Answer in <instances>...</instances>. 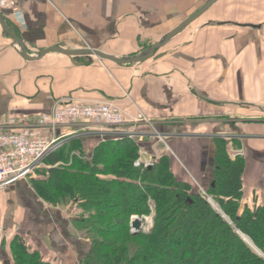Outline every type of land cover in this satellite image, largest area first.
I'll list each match as a JSON object with an SVG mask.
<instances>
[{"label":"crops","instance_id":"crops-1","mask_svg":"<svg viewBox=\"0 0 264 264\" xmlns=\"http://www.w3.org/2000/svg\"><path fill=\"white\" fill-rule=\"evenodd\" d=\"M218 2L139 64L50 52L36 60L0 23V119L51 114L57 101L113 102L132 122V137L102 136L85 122L57 129L61 145L81 140L86 155L104 141L134 140L139 157L172 155L178 180L203 194L213 185L216 141L232 160L244 159L243 204L264 205V3ZM206 3V2H205ZM202 0H22L7 16L29 57L43 50L92 48L117 59L140 55L145 44L197 12ZM6 19V18H5ZM7 22V21H6ZM8 24V23H7ZM246 25V26H238ZM13 32V31H12ZM152 47V46H151ZM140 115L143 116L140 118ZM61 163L54 167L60 166ZM37 171L0 191V264H13L7 241L23 238L49 264H83L91 243L74 225L73 204L50 205L35 190Z\"/></svg>","mask_w":264,"mask_h":264},{"label":"trees","instance_id":"trees-1","mask_svg":"<svg viewBox=\"0 0 264 264\" xmlns=\"http://www.w3.org/2000/svg\"><path fill=\"white\" fill-rule=\"evenodd\" d=\"M216 146L207 195L177 179L172 155L151 168L135 166L140 150L128 138L104 141L91 156L79 139L61 145L46 159L51 168L40 171L34 187L50 205L75 206L74 225L91 243L83 264H264V205L243 204L244 159L230 158L226 140ZM150 203L153 228L133 235L131 217L150 214ZM6 244L13 264H49L21 237Z\"/></svg>","mask_w":264,"mask_h":264},{"label":"built area","instance_id":"built-area-1","mask_svg":"<svg viewBox=\"0 0 264 264\" xmlns=\"http://www.w3.org/2000/svg\"><path fill=\"white\" fill-rule=\"evenodd\" d=\"M21 1L0 0V10L16 18L21 12ZM131 120L130 115L113 102L87 104L67 100L57 101L51 114L0 119V191L26 180L44 165L48 156L62 144L56 137L60 126L85 122L89 130H96L104 137H132L133 133L125 129ZM135 166L151 168L153 162L139 157Z\"/></svg>","mask_w":264,"mask_h":264},{"label":"water","instance_id":"water-1","mask_svg":"<svg viewBox=\"0 0 264 264\" xmlns=\"http://www.w3.org/2000/svg\"><path fill=\"white\" fill-rule=\"evenodd\" d=\"M219 0H207L206 3L193 15H191L188 19H186L184 22H182L179 26H177L175 29H173L171 32H169L165 37L153 45L152 47L146 49L144 52H142L138 56H134L128 59H117L111 55H107L101 51L94 50L92 48H86L82 50H65L60 47H53L49 48L47 50H43L39 53V55L36 58L29 57L27 54V49L24 43L12 32L10 27L8 26L6 19L0 12V23L1 26L4 30V32L9 35L13 41L18 44L21 49H22V55L25 58L36 60L41 57H44L46 54L50 52H60L62 54L68 55V56H78L82 54H89L96 56L98 59L101 61H111L115 62L120 65H125V64H139L146 62L149 60L159 49L165 47L170 40H172L175 36H177L182 30H184L186 27L191 25L194 21H196L198 18H200L203 14H205L212 6H214ZM238 26H246V25H240L237 24ZM131 227H132V234L136 235L139 234L142 229H143V224H142V219L140 218H134L131 222Z\"/></svg>","mask_w":264,"mask_h":264},{"label":"rangeland","instance_id":"rangeland-1","mask_svg":"<svg viewBox=\"0 0 264 264\" xmlns=\"http://www.w3.org/2000/svg\"><path fill=\"white\" fill-rule=\"evenodd\" d=\"M204 3L207 1V0H202ZM223 1H224V3H233V4H230L229 5V7H236L237 8V6L238 5H241L242 3H244L245 1H253V0H221V4L223 3ZM256 1H258V0H256ZM261 3H264V0H262L261 1ZM204 5V4H203ZM155 41L156 40H153V41H150V42H148V43H146L145 44V47H149V45H152V44H154L155 43ZM45 164H46V161H45V163H44V165L39 169V170H42L43 168H45ZM39 170H37V171H39ZM36 171V172H37ZM29 178V177H28ZM211 203H212V201H211V199L210 198H207ZM151 208H150V214H148V215H143V216H137V215H135V216H132L131 217V222H132V220L134 219V218H140V219H142V223L144 224V226H143V229H142V231L141 232H149L152 228H153V224H154V217H155V215H156V212L154 211V205H153V203H150V205H149ZM131 222H130V225H129V227H130V231H131V233H132V227H131ZM140 232V233H141ZM84 236V235H83Z\"/></svg>","mask_w":264,"mask_h":264}]
</instances>
